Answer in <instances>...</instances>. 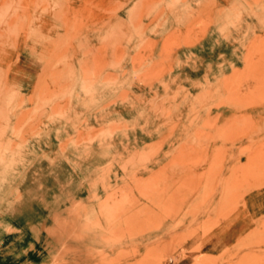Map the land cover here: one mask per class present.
<instances>
[{
    "label": "rangeland",
    "instance_id": "374dc122",
    "mask_svg": "<svg viewBox=\"0 0 264 264\" xmlns=\"http://www.w3.org/2000/svg\"><path fill=\"white\" fill-rule=\"evenodd\" d=\"M0 147V264L264 263V0H0Z\"/></svg>",
    "mask_w": 264,
    "mask_h": 264
},
{
    "label": "bare ground",
    "instance_id": "6f19581e",
    "mask_svg": "<svg viewBox=\"0 0 264 264\" xmlns=\"http://www.w3.org/2000/svg\"><path fill=\"white\" fill-rule=\"evenodd\" d=\"M23 6H24V5H23ZM19 7H20V6H19ZM30 14H31V13H30ZM30 18H31V17H30ZM32 18H33V17H32ZM220 194H221V193H220ZM223 194L225 195L224 192H223ZM219 196H220V195H219ZM221 196H222V195H221ZM222 197H224V196H222ZM182 198H183V197H182ZM184 198H185V197H184ZM211 198H212V196H211ZM182 201H183V200H182ZM171 205H172V204H171ZM187 205H188V204H187ZM208 205H209V204H208ZM220 205L222 206V204H220ZM223 205H225V204H223ZM172 206H174V205H172ZM182 206H183V205H182ZM193 206H194V205H193ZM225 206H227V205H225ZM166 207H167V206H166ZM166 207H164V208H166ZM190 207H191V206H190ZM190 207L188 208L189 210H190ZM203 207H204V206L202 205V208H203ZM205 207H206V206H205ZM222 207H223V206H222ZM258 207H259V206H258ZM169 208H170V207H169ZM178 208H179V207H178ZM192 208H195V206L192 207ZM212 208H213V207H212ZM217 208H220V206L217 207ZM167 209H168V208H167ZM185 209H186V208H185ZM188 209H187V210H188ZM207 209H208V208H207ZM169 210H170V209H169ZM175 210H176V208H175ZM179 210H180V209H178V211H179ZM220 210H221V209H220ZM220 210H219V211H220ZM251 210H252V209H251ZM160 211H161V210H160ZM160 211H157V212H160ZM171 211H172V210H171ZM184 211H185V210H184ZM194 211H195V210H194ZM168 212H170V211H168ZM185 212H186V211H185ZM191 212H193V211L191 210ZM160 213H161V212H160ZM182 213H183V212H182ZM188 213H190V212H187V214H188ZM225 213H226V212H225ZM225 213H224V214H225ZM227 213H228V212H227ZM227 213H226V214H227ZM93 214H94V213H93ZM129 214H131V213H129ZM155 214H157V213H155ZM162 214H163V213H162ZM164 214H165V211H164ZM170 214H171V213H170ZM185 214H186V213H185ZM127 215H128V214H126V217H127ZM159 215H160V214H159ZM159 215H158V216H159ZM176 215H177V214H176ZM200 215H201V214H200ZM222 215H223V214H222ZM96 216H97V215H96ZM123 216H124V215H123ZM129 216H130V215H129ZM147 216H148V215H147ZM162 216H163V215H162ZM183 216H184V214H183ZM183 216H181V217L183 218ZM186 216H187V215H186ZM186 216H184V217H186ZM208 216H209V214H208ZM148 217H150V216H148ZM151 217H152V216H151ZM163 217H164V216H163ZM166 217H167V215H166ZM172 217H173V216H172ZM206 217H207V216H206ZM206 217H205V218H206ZM193 218H194V217H193ZM193 218H192V219H193ZM104 219H105V218H104ZM149 219H150V218H149ZM192 219H191V220H192ZM207 219H208V218H207ZM143 220H144V219H143ZM147 220H148V219H147ZM156 220H157V219H156V217H155V221H156ZM160 220H161V218H160ZM162 220H163V219H162ZM203 220L205 221V219H203ZM203 220H202V221H203ZM90 221H92V220H90ZM127 221H128V220H127ZM152 221H153V220H152ZM94 222H96V221L94 220ZM135 222H136V221H135ZM137 222H138V221H137ZM144 222H145V221H144ZM158 222H160V221H158ZM205 222H206V221H205ZM85 223H86V222H85ZM89 223H90V222H89ZM96 223H97V222H96ZM96 223H95L94 225H96ZM105 223H106V222H105ZM124 223H125V222H124ZM148 223H149V222H148ZM171 223H172V221H171ZM92 224H93V222H92ZM143 224H145V226H146V222L143 223ZM150 224H151V223H150ZM152 224H153V222H152ZM203 224H205V223H203ZM86 225H87V224H86ZM90 225H91V223H90ZM126 225H127V227L129 226V224H126ZM133 225H134V224H133ZM242 225H243V224H242ZM242 225H241V226H242ZM181 226H182V225H181ZM186 226H187V225H186ZM203 226H204V225H203ZM123 227H124V226H123ZM141 227H143V226H141ZM156 227H157V226H156ZM183 227H184V226H183ZM183 227H182V228H183ZM193 227H194V226H193ZM222 227H223V226H222ZM234 227H235V226H234ZM151 228H152V227H151ZM241 228H242V227H241ZM128 229H129V227H128ZM128 229H127V230H128ZM185 229H186V228H185ZM191 229H192V228H190V230H191ZM231 229H232V227H231ZM127 230H126V231H127ZM136 230H138V229H136ZM142 230H143V229H142ZM142 230H141V231H142ZM149 230H150V229H149ZM183 230H184V229H183ZM186 230H187V229H186ZM193 230H194V229H193ZM128 231H129V230H128ZM132 231H134V230L132 229ZM146 231H147V230H146ZM207 231H208V230H207ZM124 232H125V231H124ZM138 232H139V231H138ZM204 232H205V231H204ZM127 233H128V232H127ZM136 233H137V232H136ZM140 233H141V232H140ZM205 233H206V232H205ZM221 233H222V232H221ZM130 234H131V233H130ZM174 234H176V233H174ZM174 234H173V235H174ZM181 235H182V234H181ZM181 235H180V236H181ZM183 235H184V234H183ZM186 235H187V234H186ZM192 235H193V234H192ZM225 235H226V234H225ZM177 236H178V235H177ZM184 236H185V235H184ZM184 236H183V237H184ZM190 236H191V235H190ZM190 236H187V237H190ZM171 237H172V236H171ZM172 238H173V237H172ZM258 239H259V238H258ZM230 240H231V239H230ZM171 241H172V240H171ZM254 241H256V240H254ZM167 242H168V241H167ZM163 243H164V242H163ZM163 243H162V244H163ZM226 243H228V242H226ZM257 243H258V242H257ZM257 243H254V244H257ZM259 243H260V242H259ZM157 244H158V243H157ZM248 244H249V243H248ZM262 244H263V243H262ZM250 245H251V244H250ZM158 246H159V244H158ZM207 247H208V246H207ZM253 247H254V245H253ZM162 248H163V247H162ZM199 248H200V247H199ZM250 248H251V247H250ZM155 249H156V248H155ZM155 249H154V250H155ZM163 249H164V248H163ZM252 249H253V248H252ZM255 249H256V247H255ZM258 249H259V247H258ZM261 249H264V248H261ZM156 251H157V250H156ZM212 251H213V250H212ZM263 251H264V250H263ZM152 252H153V250L151 249V246H150V250L148 251L147 256H150ZM244 252H245V251H244ZM249 252H250V251H249ZM251 252H252V251H251ZM255 252H256V251H255ZM225 253H226V252H225ZM246 253H247V251H246ZM246 253H245V254H246ZM153 254H154V253H153ZM245 254L243 253L242 255H245ZM247 254L249 255V253H247ZM253 254H254V253H253ZM255 254H256V253H255ZM255 254H254V255H255ZM242 255H241V256H242ZM251 255H252V254H251ZM251 255H250V256H251ZM254 255H253V256H254ZM258 255H259V254H257V260H261V258L258 259ZM207 256H209V255H207ZM245 256H246V255H245ZM250 256H249L248 258H250ZM142 257H143V256H142ZM228 257H229V256H228ZM230 257H231V256H230ZM230 257H229V258H230ZM255 257H256V256H255ZM263 257H264V256H263ZM204 258H205V257H204ZM229 258H228V261L231 259V258H230V259H229ZM245 258H246V257H245ZM234 259H235V258H234ZM251 259H252V258H251ZM251 259H250V260H251ZM255 259H256V258H255ZM195 260H196V259H195ZM199 260H201V259H199ZM203 260H204V259H202V261H203ZM212 260H213V259H212ZM223 260H224V259H223ZM241 260H243V259H241ZM246 260H248V259H245V261H246ZM252 260H253V259H252ZM138 261H139V260H138ZM214 261H216V260H214ZM243 261H244V260H243ZM243 261H242V262L240 261L239 263H240V264L245 263V261H244V262H243ZM206 262H207V261H206ZM263 262H264V261H263ZM144 263H145V262H144ZM251 263H252V262H251ZM259 263H260V262H259ZM133 264H134V263H133ZM206 264H207V263H206ZM211 264H212V263H211ZM214 264H215V263H214ZM219 264H220V263H219ZM224 264H227L226 261H225ZM230 264H231V263H230ZM236 264H238V263H236ZM262 264H264V263H262Z\"/></svg>",
    "mask_w": 264,
    "mask_h": 264
},
{
    "label": "clouds",
    "instance_id": "9594fccd",
    "mask_svg": "<svg viewBox=\"0 0 264 264\" xmlns=\"http://www.w3.org/2000/svg\"><path fill=\"white\" fill-rule=\"evenodd\" d=\"M81 91L86 96H91L94 92V88H92V87L82 88ZM17 147L19 148V146H17ZM10 152H11V150L9 148L0 147V160H2L5 155L10 154Z\"/></svg>",
    "mask_w": 264,
    "mask_h": 264
}]
</instances>
